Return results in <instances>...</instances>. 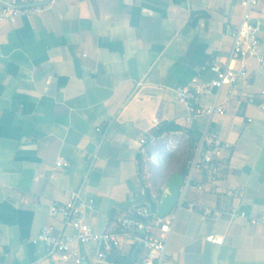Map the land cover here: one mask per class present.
Listing matches in <instances>:
<instances>
[{"label":"crops","instance_id":"obj_1","mask_svg":"<svg viewBox=\"0 0 264 264\" xmlns=\"http://www.w3.org/2000/svg\"><path fill=\"white\" fill-rule=\"evenodd\" d=\"M239 1L51 0L40 14L0 25V264H63L37 238L44 227L75 234L50 215L72 192L95 201L86 222L98 233L115 230L130 210L158 206L166 184L151 187L142 155L170 136L189 149L205 134L228 143L230 172L220 187L242 188L247 214L264 215V116L248 104L264 93V67L247 60L246 79L199 101L223 106L224 116L188 123L175 92L195 79L209 82L215 62L240 67L229 62ZM251 15L264 26V0ZM166 125L180 130L155 137ZM59 158L67 169L56 170ZM195 175L211 188L206 172ZM187 199L199 207L184 203L175 211L168 243L174 264H264V224L231 219L236 201L214 190L191 189ZM206 208L222 214L204 217ZM208 235L224 243H208ZM97 252L95 244L81 249L82 264H102ZM144 256L135 247L104 264Z\"/></svg>","mask_w":264,"mask_h":264},{"label":"built area","instance_id":"obj_2","mask_svg":"<svg viewBox=\"0 0 264 264\" xmlns=\"http://www.w3.org/2000/svg\"><path fill=\"white\" fill-rule=\"evenodd\" d=\"M11 7L0 4V25L3 23L15 24L22 15H37L43 12L42 6L33 8H16L31 4L32 0H7ZM263 0H240L239 6L242 15L237 27L232 30L233 46L229 55L230 63H239L240 67L228 65L222 67L218 63L211 65L210 71L213 78L203 84L195 79L185 86L175 89L179 103L188 109L187 122L194 123L201 118H212L214 116H224L226 109L214 103L211 106L203 107L199 101L203 97L218 96L219 91L224 87H233L240 80L247 78L248 69L245 64L247 60L253 59L260 67H264V26L261 21H254L251 12L261 5ZM252 95L248 99V104L256 106L264 116V102L261 96ZM250 122V121H249ZM157 123V122H156ZM146 143V141H143ZM231 147L220 138L205 134L197 144L193 158L189 162V172L185 176L184 185L176 208L170 215L160 218L157 212H153L151 204L135 209V212L143 218V221L125 215L117 218L116 229L109 232L98 233L86 222L89 211L96 208L95 201L85 200L81 191L72 192L70 200L65 204L54 203L50 208L52 218H60L64 224L72 228L74 235H56L52 227H44L37 240L41 242L47 251V256L58 255L63 264H82L85 257L81 249L90 244L98 246L96 261L107 263L111 254L116 251L130 250L140 247L145 251V256L136 264H174L173 255L169 251L168 243L176 222V209L187 203L190 210L199 207L196 203H191L187 199V194L191 189L199 192L214 190L215 192L232 197L236 204L229 211V216L233 220H240L245 225L257 226L264 224V215L260 218L250 217L244 208V190L242 188L228 189L220 187L225 183L230 172V163L225 156ZM69 167V163L64 158H59L55 164L58 171H63ZM206 172L209 175V184L195 183L196 173ZM214 188V189H213ZM220 211L204 209L203 216L219 217ZM208 243L222 245L224 236L208 235Z\"/></svg>","mask_w":264,"mask_h":264},{"label":"rangeland","instance_id":"obj_3","mask_svg":"<svg viewBox=\"0 0 264 264\" xmlns=\"http://www.w3.org/2000/svg\"><path fill=\"white\" fill-rule=\"evenodd\" d=\"M146 151L147 153L142 155V173L154 189L160 188L173 174L178 173L190 154L187 142L176 140V136L160 140L150 145Z\"/></svg>","mask_w":264,"mask_h":264},{"label":"water","instance_id":"obj_4","mask_svg":"<svg viewBox=\"0 0 264 264\" xmlns=\"http://www.w3.org/2000/svg\"><path fill=\"white\" fill-rule=\"evenodd\" d=\"M50 2H51V0H46L43 3H32L29 5L20 6V7H16V8H33V7H37V6L47 5ZM0 4L7 6V7H11V5L7 1H1L0 0ZM184 181H185V176L183 174H180V173L173 174L169 178V180L167 181V183H166V185L162 191V194H161L158 206H157V214L160 218L167 217L176 208L180 194H181V188L184 185ZM128 215L135 217V218H138V219L143 221V218L140 217L133 210L128 211Z\"/></svg>","mask_w":264,"mask_h":264},{"label":"trees","instance_id":"obj_5","mask_svg":"<svg viewBox=\"0 0 264 264\" xmlns=\"http://www.w3.org/2000/svg\"><path fill=\"white\" fill-rule=\"evenodd\" d=\"M180 130L179 127H176V126H173V125H166V126H163L161 127L160 129H158L156 132H155V137L157 138H160L161 136H163L164 134H169L171 132H176ZM194 141H195V146L194 144H192L190 146V154H189V159L187 160V162L185 163V165H183L182 169L179 171L180 174H183L184 176H186L189 172V165H188V161H191V159L193 158V155H194V152H195V149H196V144L198 142V138H195L194 137ZM151 208H152V211L153 212H157V205H155L154 203H151Z\"/></svg>","mask_w":264,"mask_h":264}]
</instances>
